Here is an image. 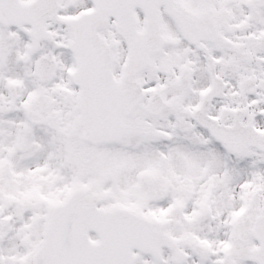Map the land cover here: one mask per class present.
Here are the masks:
<instances>
[{"label":"snow or ice","instance_id":"obj_1","mask_svg":"<svg viewBox=\"0 0 264 264\" xmlns=\"http://www.w3.org/2000/svg\"><path fill=\"white\" fill-rule=\"evenodd\" d=\"M0 264H264V0H0Z\"/></svg>","mask_w":264,"mask_h":264}]
</instances>
